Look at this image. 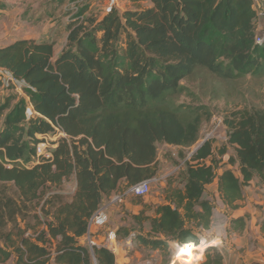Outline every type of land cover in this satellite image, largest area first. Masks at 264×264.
I'll return each mask as SVG.
<instances>
[{
    "label": "trees",
    "instance_id": "trees-1",
    "mask_svg": "<svg viewBox=\"0 0 264 264\" xmlns=\"http://www.w3.org/2000/svg\"><path fill=\"white\" fill-rule=\"evenodd\" d=\"M149 1L147 8H112L100 20L76 18L56 58L51 43L17 39L0 47V69L24 83L32 109L28 115L23 98L0 106V184H11L20 202L0 195V264H115L110 250L89 249L83 238L103 200L155 178L157 144L192 150L180 183L168 177L164 203L132 217L150 224L148 235L137 239L168 251V241L198 246V234L208 230L216 201L207 198L206 186L218 161L213 139L199 141L213 113L206 105L178 104L180 83L199 80L201 94L212 100L252 97L264 81V40L255 43L257 10L254 0ZM221 125L226 140L218 154L231 150L228 164L239 176L225 169L217 192L234 211L244 187L254 179L264 184V107L244 104L225 114ZM55 128L64 136L50 143L49 158L37 157L43 142L37 136L56 135ZM71 177L70 201L52 196L40 207L42 229L31 235L18 227L5 230L26 204ZM244 228V218L231 219L226 234ZM121 231L129 235L120 228L115 236ZM201 254V264H223L214 247Z\"/></svg>",
    "mask_w": 264,
    "mask_h": 264
},
{
    "label": "rangeland",
    "instance_id": "rangeland-1",
    "mask_svg": "<svg viewBox=\"0 0 264 264\" xmlns=\"http://www.w3.org/2000/svg\"><path fill=\"white\" fill-rule=\"evenodd\" d=\"M257 2L258 0H254L257 10L255 27L257 34H260L264 31V19L262 16L264 2L261 0ZM149 6V0H144L137 5H133L125 0H0V46L9 44L17 39H28L37 43H51L53 44L55 53L58 51L60 52L66 44L68 25L76 18L80 17V19H85L90 17L100 20L110 8H116L118 11L123 12L137 8H147ZM6 77L4 83H10L7 81ZM203 83H208V81L204 80ZM4 85V88L0 91V106L3 105L7 99H13V102H16L18 98L23 95V93L16 91L11 85ZM207 86L209 88V84ZM180 88L181 95L178 104L193 106L202 104L208 106L212 111L213 117L211 121L203 123L200 129L199 143L205 139H213L214 155L215 159L218 161L217 168H222L223 165L228 164V156L232 154V152L228 150L227 154L221 156L218 154V149L222 147L226 140V132L225 128L221 125V120L223 116L231 110L237 107L243 108L244 104L248 106L254 105L264 107V81L255 89V94L252 97H248L246 94L241 93L239 95H233L230 100H225L223 97L212 100L201 94L199 90V80L193 82L182 81L180 83ZM51 139H53V135L49 134L46 136L45 141L50 144ZM191 150L192 148L182 149L166 144H157L158 153L170 160L168 170H172L177 166L179 167V165L181 166L180 169L177 168L176 172L169 176L175 184H179L181 181V173L184 170L183 163L188 158ZM34 164L35 163H29L27 166L32 167ZM74 190L75 186L72 177L58 187L51 186L46 188L43 191L41 200L26 204L27 209L22 214L16 216L14 223H8L5 230L14 232L15 228L18 227L21 230H27V234L31 235L35 231L42 229L43 225L41 222L43 223L44 220H42L40 207L52 196L59 197L63 202L70 201ZM208 191L211 193L213 188H208ZM1 194L20 203L18 193L11 184H0V195ZM161 194L163 195V190L159 183H150V191L147 196L160 199ZM147 196L142 198L135 196L127 207L125 203L121 204L117 202V205L111 209L107 225V229L112 232L114 238L122 242L130 241L132 243V247L130 245H125L124 248L128 256L137 253V257H134L133 264H138L135 263L137 259L142 260L144 256L146 257V254H143L141 244L138 242L139 240L137 237L139 235L146 236L150 224L143 222L140 225L133 221L132 217L139 212V207L137 206H144L143 201ZM105 201L106 200L102 202V205H106ZM100 209L102 208L100 207ZM219 222L220 219H217L218 224H220ZM120 228L128 230L129 235L124 237V232L121 231L119 235L116 233L115 236V232ZM211 232L213 231H205L198 234L199 244L202 241L201 247H205L206 245V248L213 247V244H208L211 242V238L215 237L219 232L217 230L216 233L213 232V234H211ZM205 240L207 242H204ZM248 240L252 242V238ZM233 241L234 235L228 237L226 234L222 240V244L224 247L231 249L232 246L233 248L235 247ZM145 251L148 252L150 250ZM159 252L157 256L152 258L153 261L151 264H159L160 256L165 264L175 256V252L172 250ZM236 253H238V250H234L233 254ZM116 254L118 264H122L123 260L119 256V252ZM151 255L152 254H149L147 256L150 257ZM196 255L195 260L200 257L199 253H196ZM202 259L203 255H201L197 263H186L185 259H181L180 257L177 260L175 259V264H201Z\"/></svg>",
    "mask_w": 264,
    "mask_h": 264
},
{
    "label": "crops",
    "instance_id": "crops-1",
    "mask_svg": "<svg viewBox=\"0 0 264 264\" xmlns=\"http://www.w3.org/2000/svg\"><path fill=\"white\" fill-rule=\"evenodd\" d=\"M259 1L260 0H258V2ZM261 1L264 2V0H261ZM6 45L0 46V47H4ZM60 52L58 51L55 53L54 51V57L56 58L60 54ZM3 88L4 87H1L0 91H2L1 89ZM20 98H23L26 101L27 107H28L29 103H28V99L26 98V96L21 95ZM12 103H15V101ZM0 119H1L0 130H1L4 115H2ZM169 164H170V160L166 159V157L161 156L160 153H158L157 151V174L155 178L151 179V184L153 182H158L162 190H164L167 185L168 177L172 173L176 172L178 168L177 166L176 168L172 170H168ZM230 168L233 169V171L235 172V175L238 177L239 173L237 172L236 166L232 167L229 164H225L222 166V168H217L215 170V178L212 184L206 186V190L208 192L207 198L214 199L216 201V206H215V209L213 210L211 222H210L208 230H203L202 232L213 231L214 233H216V230L219 232L215 237L211 238V242H209L208 245L213 244V247L218 249V251L223 255V258H224L223 264H264V231L262 230V226H261L262 225L261 222L264 220V184L259 182L257 179H254L250 183L249 186L244 187L242 189V200L237 202V205H238L237 208L234 211H229L221 204L219 200V194L217 192V181L221 173L225 169H230ZM72 179H73L74 186H75L74 177H72ZM210 187L213 188V191H211V193L208 191V188ZM117 195L122 196L121 200L114 201L113 199ZM134 197L135 196L132 194L116 193L110 199H106L105 201L106 205L101 206V208L104 210V212L107 215V224L104 229H107V225H108L110 214H111V209L114 208L115 205H117V202L121 204L125 203V206L127 207V205L132 202ZM143 203H144L143 207L137 206L139 207V212L136 213L135 216L139 215V213L142 210H144V207L146 209L150 208L152 210L154 207L160 204H163L164 196L161 194L160 199L154 198L153 196H147V198L144 199ZM152 214H153L152 211H149V210L145 211V216H152ZM236 218L245 219V228L241 233L234 235L233 244L235 247L233 248L232 246L231 247L232 250H231L230 248H226L223 246L222 240L226 236V230L229 224V220L236 219ZM217 219H220V222H219L220 224L217 223ZM103 231L104 230L102 228L97 227V226H93L91 229L92 240L98 246H101L103 240L105 239V235ZM213 232H211V234H213ZM249 238H252V242L248 240ZM204 242H207V241L205 240ZM167 244L169 248L168 251L170 250L174 251L175 256L179 248L182 246V245L180 246L176 242H171V241H168ZM125 245L126 246L130 245L132 247V243L130 241L122 242L121 240L119 241L116 239V245L114 249L112 250V253L115 256V264H118L117 256H116L117 252H119V256L123 260L122 264H133L134 257H137V253H135V255L128 256V253L126 252V249L124 248ZM187 245H191L188 251L186 252L183 251V248L186 246L185 244V246L181 248V252L178 254L179 258L180 257L181 259L184 258L186 263H192V261L195 260L197 256L196 253H199L200 251H202L204 248L207 247V245L205 247H201L202 241L200 242L198 246H195L194 244H187ZM141 247H142L143 254H146V257L144 256V259L142 260L137 259V262L135 263H138V264H151L153 261L152 258L157 256L158 253H160L159 250H151L148 247H144L143 245H141ZM145 250H150V251L147 252ZM234 250H238V253L233 254ZM149 254H152V255L148 257L147 255ZM175 256L170 261L166 262V264H175L176 263ZM203 259H204V256H203ZM159 264H165L162 261L161 256H160Z\"/></svg>",
    "mask_w": 264,
    "mask_h": 264
},
{
    "label": "built area",
    "instance_id": "built-area-1",
    "mask_svg": "<svg viewBox=\"0 0 264 264\" xmlns=\"http://www.w3.org/2000/svg\"><path fill=\"white\" fill-rule=\"evenodd\" d=\"M112 8H110L106 13H108ZM105 13V14H106ZM263 40H264V31L260 34H257L256 38H255V43L259 46H261L263 44ZM7 76V77H6ZM5 77L7 78V81H9L10 83H4V79ZM0 81H2L3 86H5L4 84H6L7 86L11 85L13 88H15L16 91L23 93L24 96H26L24 94L23 88H24V83L15 78L14 76H12L10 73H8L7 71L1 70L0 69ZM22 91V92H21ZM27 98V97H26ZM27 114L30 115L32 114V109H31V105L29 104V106L27 107ZM56 130V135H53V139H51V142L54 141L56 138L58 137H63L64 135L62 133L59 132V130L57 128H55ZM38 139H42L43 142H40L39 144H37L36 146V156H43L44 158H49L50 157V153L53 150L54 146L48 144L45 140H46V136H37ZM202 143V142H201ZM8 168H10V166H7ZM180 167V166H179ZM150 183L151 180H145L142 181L132 187H130L127 191H125V193L127 194H132L136 197H145L149 194L150 191ZM121 195H117L113 200L114 201H119L121 200ZM107 224V215L104 212L103 209H99L95 215L90 219L89 224H88V231L87 234L84 236L82 243L86 244L87 247L89 249H91L92 247H100L98 245H96V243H94V241L92 240V233H91V229L93 226H97L102 228L104 231V235H105V239L103 240L101 246L105 247L106 249L110 250L112 252V250L114 249L115 245H116V238L113 237V234L111 231H109L108 229H104L106 227ZM187 245V244H186ZM185 245H182L176 256L175 259L177 260L179 258L178 254L181 252V248L184 247ZM202 255V254H201ZM201 258V256L196 259L193 260L192 262L197 263L199 261V259ZM180 262V261H179Z\"/></svg>",
    "mask_w": 264,
    "mask_h": 264
},
{
    "label": "clouds",
    "instance_id": "clouds-1",
    "mask_svg": "<svg viewBox=\"0 0 264 264\" xmlns=\"http://www.w3.org/2000/svg\"><path fill=\"white\" fill-rule=\"evenodd\" d=\"M191 247V245H186L184 248H183V251H188V249Z\"/></svg>",
    "mask_w": 264,
    "mask_h": 264
},
{
    "label": "water",
    "instance_id": "water-1",
    "mask_svg": "<svg viewBox=\"0 0 264 264\" xmlns=\"http://www.w3.org/2000/svg\"><path fill=\"white\" fill-rule=\"evenodd\" d=\"M200 144H202V143H200ZM200 146V145H199Z\"/></svg>",
    "mask_w": 264,
    "mask_h": 264
}]
</instances>
